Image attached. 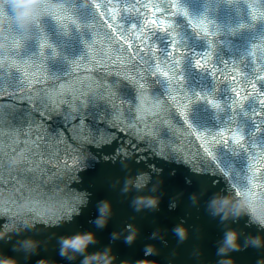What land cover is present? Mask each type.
<instances>
[{
    "label": "water",
    "instance_id": "obj_1",
    "mask_svg": "<svg viewBox=\"0 0 264 264\" xmlns=\"http://www.w3.org/2000/svg\"><path fill=\"white\" fill-rule=\"evenodd\" d=\"M15 2L0 0V21L7 18L0 32V227L13 225L0 238V250L18 257L20 264H37L42 257L53 264H84L89 252L106 250L115 254L112 264H121L143 258L148 246L153 247L149 258L159 264H223V255L235 264H257L264 258V244L251 243L253 236L264 237V226L250 214L222 219L209 206L213 195L236 193L235 187L249 203L264 200V188L254 193L244 178L255 172V179L264 183V110L256 97L240 101L239 111L231 104L239 100L237 91L250 96L252 60L264 69V19L253 20L248 7L264 15V0H39L42 7L23 24ZM133 24L140 32L152 29L153 39L140 46L131 39ZM173 33L177 53L181 44L210 52L208 63L215 71L196 68L189 55L182 64L184 84H179L180 74L165 55L172 51L168 43ZM252 44L256 47L250 58ZM156 63L177 79L162 73L147 76ZM53 78L59 84L77 82V88L103 82L110 86L105 94H111L89 100L81 109L88 116L81 127L79 120H65L69 97L54 88ZM134 81L146 86L142 120L149 131L155 129L157 143L149 140V145L156 155L142 151L143 145L131 147L135 142L124 129L140 103ZM197 93H206L221 109L197 99ZM157 102L163 111L155 107ZM117 110L124 120L116 124L124 130L112 129L111 136L118 138L111 140V125L98 122L111 121ZM253 111L261 115L253 117ZM233 113L236 120H231ZM135 116L141 119L140 112ZM144 122L137 128L144 129ZM237 124L251 137L241 142L242 149L231 141ZM257 125L261 131L253 132ZM221 129L228 133L224 144L217 135ZM165 130L166 136L159 135ZM101 135L109 141L104 148L92 149L74 139ZM130 177L134 182L129 183ZM142 193L158 196V204L139 205L136 198ZM105 201L111 205L108 220L98 225ZM179 224L187 226L184 238L175 231ZM229 228L239 231L241 246L221 254L218 248ZM84 231L95 233L88 249L61 255L62 237ZM132 232L136 234L129 240ZM28 237L39 242L36 249L24 247Z\"/></svg>",
    "mask_w": 264,
    "mask_h": 264
},
{
    "label": "snow or ice",
    "instance_id": "obj_2",
    "mask_svg": "<svg viewBox=\"0 0 264 264\" xmlns=\"http://www.w3.org/2000/svg\"><path fill=\"white\" fill-rule=\"evenodd\" d=\"M94 7L96 9L101 8V5L99 3L94 4ZM106 7V6H105ZM147 7V5L145 6ZM172 7L180 9V5L178 4H173ZM249 7V11L251 14V17L253 20H257V19H264V15H258L255 14L251 5H248ZM111 13L112 15L116 14V7H113L111 9ZM107 14V13H102V15ZM185 15H187V12L185 10ZM62 18V17H61ZM149 23L156 25L157 22L155 20H151L149 21ZM163 26V22H161L160 27ZM202 26V25H198ZM137 25L133 24L131 26L132 29V36L131 39L132 40H136L138 41V44L140 46H144V41L145 40H152L153 36L149 35V32L152 31V29H149L147 32H140L137 30ZM218 29V28H217ZM219 30V29H218ZM203 31L205 33L208 32V28L207 26H203ZM176 36L177 33H173L171 36V39L169 41L168 44L171 45L172 51H166L165 55L169 58V61L171 63V67L172 69L176 72L179 73L180 75L178 76V80L177 82L181 85L184 84V74H183V68H182V64L183 61L185 60L186 57H188L189 55H191L192 57V63L194 64V66L198 69H202V70H207L209 72H214L215 70L213 69V67L208 63V58L211 55L210 52H196L193 50H190L189 48H186L183 46V44L180 45L181 47V52L177 53L175 50L178 47L177 44V40H176ZM119 40L121 42L125 41V36L120 35L119 36ZM260 41L262 43H264V37H262L260 39ZM209 45H211V42H208ZM212 46V45H211ZM256 47L255 44H252L248 53V56L250 58L253 57V52L252 50ZM148 51L151 52V48H148ZM142 64H147V61L145 60H141ZM243 65V62H240ZM234 71L239 72L240 70L238 68L234 69ZM261 71L264 72V69H257L255 67V61L254 59L252 60V69L250 71V75L251 77H253L252 80L249 81L250 87H251V93L250 96H244V95H240V93L237 91L236 95L239 97V100H232L231 104L234 105L237 109V111H239L243 105H241L240 101H246L248 100L250 97H256L257 101H258V105L259 107L264 110V74H261L259 76V78L257 79V72ZM162 73L163 77L171 80V79H177V77L173 76L170 77L169 76V71H164L160 65L158 63L155 64V71L152 70V67L149 66L148 67V71H147V76H154L156 78H159V74ZM119 75V74H118ZM128 79H131L130 77H127ZM141 79H146V77H141ZM54 80V88H58V92L62 95H66L69 97L68 101H66V107L68 109V114L65 116V120H67L68 122H75L77 120L80 121V126L84 127L85 126V122L88 119L87 115L82 114L81 109H84L89 100L93 97L96 98H108V95H110V91L108 94H105V89L106 88H110L109 85L104 84L103 82L97 84L95 81H92L91 83L87 84V86L85 87V85L81 84L80 88L76 87V83L77 82H67L65 84H59L58 81L55 80V78H53ZM135 82V81H134ZM233 83H235V78L233 77L232 80ZM137 86L141 92V96H140V103L135 107V111L133 115H129L128 119L130 121H132V123H126L124 124V129H127L128 132L132 135V140L135 142L134 144L130 143L131 147H140L141 145H143L142 151H144L145 153L148 152H152L153 155H156L157 153L153 151V146L157 143V139H156V132L155 129L149 131L148 127H147V123L144 122L142 120L143 115L146 112V109L144 108V100L145 97L143 95L144 91L146 90V86L145 85H141L138 82ZM58 85V87H57ZM187 95V94H186ZM196 98L197 99H207V101L215 108L217 109H221L220 104L215 101V100H210L208 95L205 93L203 95L201 94H196ZM157 108H159L161 111H163V106L157 102L156 106ZM187 107V106H185ZM135 112H140L141 114V119L137 120L136 116H135ZM185 117L187 118V113H184ZM261 113L258 111H253L252 112V116L253 117H258L260 116ZM235 118L236 120V113L232 114L231 120H233ZM124 120V115L122 113H120L118 110L116 111V115L114 116V118L109 121V120H104L101 119L98 123H103L105 125H111V128L107 129L108 130V134L111 138V140H115L118 137L116 136H111V130L112 129H118V125L116 124V121H123ZM144 122L145 123V127L144 129H138L137 125H139L140 123ZM161 123H163V121H161ZM87 127L91 130L92 129V125H87ZM124 129H118V130H124ZM261 131L260 126L257 125L254 129L253 132H259ZM159 135L161 136H166L167 135V130H165L164 132L160 133ZM198 135L201 136L202 139H204L203 135L198 133ZM217 135H220V143L224 144L225 143V138L228 136V133H225L223 129H221V133H218ZM246 137L248 139H251V137L247 134V129L243 128L241 125L237 124L236 130L234 132H231V141H235L237 145L240 146H244L243 143L241 142H245L246 141ZM74 139H78L81 142H87L88 146L92 149H96V148H104L105 146H107V144L109 143V141H105L103 135L100 136L99 139H94L91 136H82V137H74ZM149 140H151V143L153 146L149 145ZM216 140V136H213V141ZM39 143V141H34V144ZM227 146V145H225ZM255 144H249L248 147L251 148H255ZM65 147H67V145H65ZM39 154V153H37ZM209 156H211V153H208ZM161 158H163V155H161ZM75 162V161H74ZM213 163H217V159L213 160ZM219 166L220 167H224V163L222 160L219 161ZM252 166H249V169H246V172L249 171L251 169ZM224 174V173H222ZM255 175L256 173L253 172L251 174V176H247L245 175V179L249 180L251 183V190L254 193L260 194L259 193V189L264 188V183H260L255 179ZM215 178V177H213ZM235 187V186H234ZM235 191L236 193L239 195L240 194V189L239 187H235Z\"/></svg>",
    "mask_w": 264,
    "mask_h": 264
},
{
    "label": "clouds",
    "instance_id": "obj_3",
    "mask_svg": "<svg viewBox=\"0 0 264 264\" xmlns=\"http://www.w3.org/2000/svg\"><path fill=\"white\" fill-rule=\"evenodd\" d=\"M15 7L17 9V16L21 24L26 23L31 14H34L42 4L39 0H16ZM7 18L0 21V32L3 31ZM135 178L130 177L129 183L134 182ZM159 197L149 193H142L136 198V202L139 205L155 206L158 204ZM209 206L214 210V214H223L222 219H226L229 216H240L242 214H250L254 222L264 226V200L257 201L255 204L249 203L242 193L221 192L213 195L209 202ZM111 205L109 201H105L100 207V215L97 217V224L104 225L108 216L107 213ZM13 225H4L0 227V238H3L12 231ZM175 231L181 238L187 236L188 229L184 224H179L175 227ZM135 232L129 234L128 239L131 240L135 236ZM95 238L93 231L77 232L62 237L61 255L75 254L78 252H85L89 245ZM38 241L32 237L25 238L24 247L29 250H34L38 247ZM251 243L255 246L264 244V237L260 235L253 236ZM241 246L240 233L235 228H229L223 237V242L218 248V252L226 254L232 250H237ZM153 250L152 246L146 247L145 256L136 261L124 260L121 264H159L158 260L151 259L150 254ZM71 258V257H70ZM115 259V254L111 250L89 252L84 257V264H92L93 261H100L101 264H112ZM223 264H235L234 258L228 255L222 256ZM0 264H20L19 258L15 255L9 254L0 250ZM37 264H53L48 258L42 257ZM257 264H264V258L257 261Z\"/></svg>",
    "mask_w": 264,
    "mask_h": 264
}]
</instances>
